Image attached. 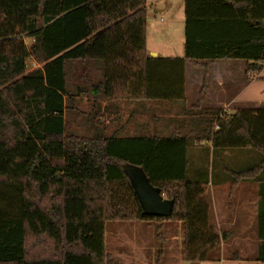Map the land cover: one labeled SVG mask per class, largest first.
<instances>
[{
    "label": "trees",
    "instance_id": "trees-1",
    "mask_svg": "<svg viewBox=\"0 0 264 264\" xmlns=\"http://www.w3.org/2000/svg\"><path fill=\"white\" fill-rule=\"evenodd\" d=\"M147 3L0 0V264H120L105 244L110 221L180 222L191 264L229 238L210 221L205 182L187 178V150L206 141L256 150L259 166L233 173L236 183L253 178L264 167V106L224 117L200 108L193 129L183 121L166 135L109 131L107 119L117 101L150 102L157 122L155 105H185L187 60H244L246 74L264 71V0H184L177 57L149 54ZM29 58L42 66L28 71ZM71 114L86 130L71 127ZM128 166L172 201L169 217L144 214Z\"/></svg>",
    "mask_w": 264,
    "mask_h": 264
},
{
    "label": "crops",
    "instance_id": "crops-1",
    "mask_svg": "<svg viewBox=\"0 0 264 264\" xmlns=\"http://www.w3.org/2000/svg\"><path fill=\"white\" fill-rule=\"evenodd\" d=\"M183 11L185 33L184 0ZM154 52L155 56L162 57L183 56L184 41L180 55H162L159 49ZM206 64H208L207 69L205 68ZM185 76V105L178 103L169 104L170 106L165 107L155 105L157 111L163 112L159 116L160 120L157 122L150 113V107L151 109L153 107L150 102L127 103L125 101H117L111 106V110L109 111V119H107L109 131L122 128L123 134L131 135L160 130L166 135L180 128L183 121L188 123L184 126L186 130L193 129L195 126H192L190 123H192L193 119L197 118L196 113H198V109L200 108L218 109L221 112L220 115L224 117L235 114L241 108H261L264 106V104L260 107H249L247 105L252 100L250 95H247L250 86L248 81L253 77L246 74V62L244 60L219 59L211 63H208L207 60H198V63L187 60L185 64ZM78 100L80 105H83V108L80 110L84 113L88 112L87 98L81 97ZM106 105L107 102L103 101L102 113ZM195 105L199 106V108ZM192 106H195V108H192ZM183 112L187 114L183 115ZM194 147L207 148L209 154L213 157L220 151L219 153L223 156L222 158L230 159L228 170H226L229 176H219L216 181L213 179L214 176H210L209 174L205 177H190L191 179L187 176L189 181L205 182L203 196L210 204V221L218 232L224 231L229 236L226 241L222 242L220 247L223 249L224 246L235 245L234 259L239 258L238 260L241 261L248 258L257 264H264L256 260L260 249L263 251L262 255L264 256V167L256 170L253 178L244 179L238 183L234 181L233 174L234 172L259 166L262 160L261 154L249 148L214 149L211 142L207 141L194 145ZM187 157L189 160L188 150ZM241 162H247L246 164L248 165L245 163L241 165ZM145 224L152 230L160 226V229H163L161 237L164 240L171 239L167 237L168 233H166V229L170 226L169 221L149 222ZM118 231L124 244L129 245V240L135 238L128 236V240L124 239L123 235L127 237V234L121 228ZM180 250L182 252V246ZM109 252L119 261L122 258L126 262L132 260L133 264H141V258H136L132 253L121 252L114 255V252ZM164 252H167V250H164L162 253L164 254ZM181 252L178 263L189 264V262L183 259ZM167 254L170 255L169 252L165 255ZM217 256L222 257L221 249Z\"/></svg>",
    "mask_w": 264,
    "mask_h": 264
},
{
    "label": "rangeland",
    "instance_id": "rangeland-1",
    "mask_svg": "<svg viewBox=\"0 0 264 264\" xmlns=\"http://www.w3.org/2000/svg\"><path fill=\"white\" fill-rule=\"evenodd\" d=\"M147 9V38L150 55L155 53L154 51L157 49H159L162 55H180L184 41L183 0H148ZM25 40L27 45H32L33 41L31 39ZM27 63L28 71L42 66V64L33 58H29ZM248 82L250 86L247 95H250L252 100L247 105L249 107L262 106L264 104V71H261L257 77H253ZM81 108H83V105H81ZM71 117L76 120H71L72 128L81 126L80 130H86L83 126L88 124L83 122L81 116L76 117L75 114H71ZM79 123L80 125H78ZM188 152L189 168L187 176L189 178L194 176L205 177L209 174L210 176L213 175V179L216 181L219 176H229L226 170H228L230 159L222 158L223 156L219 153L220 151L213 157L209 154L207 148L190 146ZM243 163L246 164L247 162H241V165ZM126 169L130 174H133L131 166H128ZM169 224L170 226L166 229V233H168L167 237L171 239L165 240L164 248H162V241L157 237L156 228L154 230L150 229L149 226H146L145 222L110 221L106 223L105 229L106 248L108 251L114 252V255L121 252L132 253L136 258H141V264H180L178 262L181 252L180 247L182 246L183 226L180 222L175 221H169ZM119 228L127 234V237L123 235L124 239L128 240V236L135 237L133 240H129L131 247L128 244H124L118 231ZM162 231L163 229L160 230V233ZM220 249L222 257L217 256L220 253ZM235 249V245L224 246L223 249L219 247L211 252V260L192 264H257L248 258L241 261L234 259ZM164 250H167L170 255H165L167 252L163 254ZM120 263L133 264L132 260L126 262L122 258H120Z\"/></svg>",
    "mask_w": 264,
    "mask_h": 264
},
{
    "label": "water",
    "instance_id": "water-1",
    "mask_svg": "<svg viewBox=\"0 0 264 264\" xmlns=\"http://www.w3.org/2000/svg\"><path fill=\"white\" fill-rule=\"evenodd\" d=\"M151 56H155V53ZM131 179L144 214L155 217L171 215L172 201L167 199L157 188H154L140 169L134 170Z\"/></svg>",
    "mask_w": 264,
    "mask_h": 264
},
{
    "label": "built area",
    "instance_id": "built-area-1",
    "mask_svg": "<svg viewBox=\"0 0 264 264\" xmlns=\"http://www.w3.org/2000/svg\"><path fill=\"white\" fill-rule=\"evenodd\" d=\"M248 75H250L252 77H257L258 76V73H256V75H255V73L250 72V73H248Z\"/></svg>",
    "mask_w": 264,
    "mask_h": 264
}]
</instances>
